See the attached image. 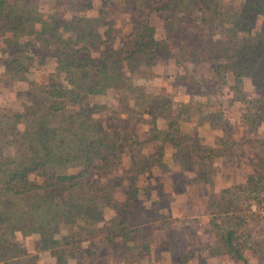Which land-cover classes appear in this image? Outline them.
Masks as SVG:
<instances>
[{"label": "trees", "instance_id": "trees-1", "mask_svg": "<svg viewBox=\"0 0 264 264\" xmlns=\"http://www.w3.org/2000/svg\"><path fill=\"white\" fill-rule=\"evenodd\" d=\"M191 1L194 0H182L183 9ZM173 2L165 0L164 5L156 9L173 10L169 9ZM106 3L107 0H102L96 16L65 19L44 13L39 0H0V76L10 80L0 81V89L12 90L13 84L20 82L17 80L23 79L33 64L44 66L48 58L53 63L51 72H45L39 81L30 85L27 93L24 92L26 107L13 110L0 103V224L8 233L15 227L19 231L35 232L43 242L56 232L57 224L63 225L68 233V226L97 230L100 219L97 210L103 205L112 210L115 221L112 233L124 245L123 264H153L148 237L136 238L140 227L134 225L139 221L129 213V206L135 202L139 176L152 168L165 169L162 161L165 144L185 154L183 145L188 143L190 163L185 159L186 166L211 160L212 149L182 135L184 129L191 127V114H185V108H181L189 106L188 103L179 105L163 129L151 128V135L141 141L123 138L120 127L118 129L120 119L115 117L121 112H133L144 101L141 97L135 99L134 92L117 98L109 117L114 119V125L109 131L103 129L95 111L73 107L86 97H98L115 90L128 72L134 74L142 64H163L166 58L162 54L169 51L165 41L156 38L149 10L130 25L121 46L113 48L109 43L112 25L104 16ZM229 12L232 26L242 31L245 27L249 29L259 16L264 17V0L242 1L239 9ZM98 26H104V30L98 31ZM235 44L222 45L214 41L211 45L208 54L216 61L212 69L214 76L223 80L224 75L230 73L235 84L249 77L264 85V31L259 37ZM208 82L199 83L204 85L205 91ZM213 82L227 86L225 81ZM16 90L14 94L20 96L19 89ZM235 90L238 91L236 86ZM125 99L129 103H125ZM262 102L260 97L245 105L242 117L250 127L255 121L250 112L254 109L253 115H260ZM155 140L160 142L158 150L153 154L142 153L141 150ZM127 153L129 162L122 169L127 185L124 200L119 202L113 196V186L92 180L91 172L98 168L113 170L122 164V154ZM253 165L256 180L263 179L264 158L256 156ZM253 182L249 180V186ZM248 209L246 205L223 210L222 215L212 218L215 242L210 253L226 254L235 262L248 264L243 253L250 234L246 229ZM26 215L32 216V227L27 224ZM252 220L251 229L258 226L255 231L262 234L264 224ZM1 237L2 234L0 241ZM129 239L131 242L126 245ZM106 242H112L111 238L107 237ZM64 243L67 250H62L74 263L94 264L91 247L77 242ZM8 244L10 242L6 246ZM12 247L7 250L10 255L15 252ZM4 249L0 244V264H17L1 259ZM167 264H177V261L170 260ZM256 264H264V252L259 254Z\"/></svg>", "mask_w": 264, "mask_h": 264}, {"label": "rangeland", "instance_id": "rangeland-1", "mask_svg": "<svg viewBox=\"0 0 264 264\" xmlns=\"http://www.w3.org/2000/svg\"><path fill=\"white\" fill-rule=\"evenodd\" d=\"M214 1L194 0L185 6L184 11L182 0H174V8H169L173 10L162 11L156 7L164 5L165 0H107L104 16L112 25L109 43L113 48L121 46L130 25L149 10L156 38L164 40L169 51L162 54L166 58L163 64H142L134 74L128 72L124 82L115 90L98 97H86L73 106L95 111L103 129L109 131L114 125V119L109 117L117 98L129 91L134 92L135 99L141 97L144 101L133 112H121L115 117L120 119L118 129L120 127L123 138L141 141L151 135V128L163 129L179 105L188 103L189 106L181 108H185V114H191V127L190 131L184 129L182 135L194 139L196 144L211 147V160L186 166L185 159L189 162L188 143L183 145L185 154L179 148L165 144L162 154L165 169L158 171L152 168L139 176L135 202L129 206V213L139 221L134 225L140 227L136 238L148 237L153 264H167L170 260H176L177 264H240L226 254L210 253L215 242L210 223L212 218L222 215L223 210L246 205L249 206V226L246 229L250 230L243 250L246 262L256 264L257 257L264 252V232H256L258 226L251 229L252 219L264 224V177L256 180L253 165L256 156L264 158V85L249 77H243L235 84L230 73L219 80L212 73L216 61L208 54L214 41L233 45L259 37L264 31V17L259 16L251 28L245 27L242 31L230 24L229 11L239 9L245 0ZM101 2L39 0L44 13L65 19L79 15L96 16ZM103 30L104 26H98V31ZM33 65L23 79L17 80L20 82L13 84L12 90L7 87L0 89V103L13 110L26 107L24 92L53 67L48 59L44 66ZM0 81L10 80L0 76ZM200 81H210L206 84V91ZM213 81H225L227 86ZM16 88L20 96L14 94ZM260 97L263 100L260 115H253L255 110H251L255 121L250 127L242 117L246 112L245 105ZM127 101L125 99V103ZM159 146L160 142L155 140L141 151L153 154ZM121 161L122 164L113 170L98 168L91 172L92 180L113 186V196L119 202L124 200L127 181L122 169L128 165L129 153L122 154ZM249 180L254 181L252 186H249ZM100 206L97 230L68 226V233L63 225L57 224L56 232L45 237L43 242L35 232L19 231L15 227L10 231L12 233H8L0 224L2 241L6 240L0 241L5 248L1 259L17 264H77L62 250H67L64 243L67 241L91 247L94 264H123L121 254L124 245L112 233L115 229L112 210ZM25 219L32 227V216L26 215ZM106 235L112 242H106ZM7 242L11 245L6 246ZM130 242L131 239L125 244ZM8 247L14 249V254H8Z\"/></svg>", "mask_w": 264, "mask_h": 264}, {"label": "built area", "instance_id": "built-area-1", "mask_svg": "<svg viewBox=\"0 0 264 264\" xmlns=\"http://www.w3.org/2000/svg\"><path fill=\"white\" fill-rule=\"evenodd\" d=\"M264 208V207H263ZM264 212V211H263Z\"/></svg>", "mask_w": 264, "mask_h": 264}, {"label": "crops", "instance_id": "crops-1", "mask_svg": "<svg viewBox=\"0 0 264 264\" xmlns=\"http://www.w3.org/2000/svg\"><path fill=\"white\" fill-rule=\"evenodd\" d=\"M48 60H49V58H48Z\"/></svg>", "mask_w": 264, "mask_h": 264}]
</instances>
